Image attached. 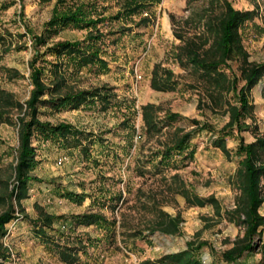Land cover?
Listing matches in <instances>:
<instances>
[{"label": "rangeland", "instance_id": "1", "mask_svg": "<svg viewBox=\"0 0 264 264\" xmlns=\"http://www.w3.org/2000/svg\"><path fill=\"white\" fill-rule=\"evenodd\" d=\"M2 1H7L8 7L2 11L0 31L8 28L12 35H16L15 44L26 47L0 53V87L11 91L17 100L25 102L33 88L29 66L34 54L32 34L42 31L52 15L56 0ZM229 2L235 9L252 12L239 32L250 59L264 61V0ZM109 3L107 15L119 9L116 2ZM222 10L224 0H162L152 11H148L149 15H141L150 16L148 24L141 23V16H138L135 21L123 25L131 29L125 31L117 44L108 47L105 57L109 61V69L95 72L85 68L68 79V83L77 89L110 87L112 105L107 108H102L100 104L83 105L77 109L60 110L49 104L41 107L40 117L43 120L70 122L77 128L93 132L91 140L95 142L91 145L89 141H84V144H90L87 153L82 145L69 146L62 141L35 136L33 144L37 149L38 164L33 174L38 180L30 183L28 195L22 200L24 213L34 219L41 210L68 217L102 210L110 220L116 219V224L109 236L102 226L70 228L68 225L62 226L63 219L58 220L67 238L65 241L75 245L78 250V259L66 263L52 245L35 234L31 221L18 212V205L13 200L20 217L7 224L8 232L3 242L10 254L3 264H140L148 258L156 259L163 254L186 249L188 242L197 237V232L200 239L208 240L218 251L231 247L237 236L243 235V228L221 218L215 205L208 202L199 204L203 202L199 198L214 196L220 203L222 213L234 207L237 193L235 175L241 159L236 154L240 142L236 131L226 139V145L231 149L228 155L212 144L215 135L203 130L192 139L191 144L195 148L193 156L176 155L168 165L159 169L149 162L145 163L152 150L160 148L163 142H172L176 136V126L189 130L193 125L187 119H182L165 126L155 135L147 134L142 112L144 105H159L157 114L160 117L168 111L179 112L189 119L209 122L216 130L228 121L227 114L207 104L214 84L207 87L197 70L190 65H182L175 57L177 46L182 44L177 34L192 38L204 33L207 20ZM121 24L114 21L111 26L117 29ZM86 32L68 27L50 44L58 40L83 39ZM19 34L26 35L19 37ZM41 50L44 51L45 47ZM63 58L47 53L38 59V64L48 62L44 76L46 82L51 83L50 61H61ZM156 64L173 70L176 82L174 90H156L152 87V70ZM233 70L239 73L237 62H233ZM225 74L219 76L217 84L228 80L232 72L228 69ZM62 89L66 90L67 87ZM251 97L255 105L253 121L259 132L264 134V79L254 87ZM18 113L16 109L12 112L15 120ZM125 118L128 121L124 123ZM248 121L253 122L251 119ZM130 125L136 128L134 135L129 132L127 126ZM242 135L246 142L255 139L253 131H245ZM132 140L133 144L130 143ZM18 144L17 127L0 122V194L7 192L2 180H14ZM145 164V173L141 175V166ZM139 165L140 168H137ZM67 191L84 192L86 197L82 203H78L65 197ZM105 195L108 201L103 205L102 197ZM111 195H116V199L111 201ZM120 195L121 198L118 197ZM94 197H97L96 202H93ZM7 208L8 204L0 202V214ZM261 211L264 213V205ZM165 212L182 216L180 233L156 231L151 234L150 241L130 236L134 230H143L148 234L150 226L164 217ZM79 239L82 243H79ZM262 240L261 249L246 254L234 263L215 257L210 248L205 247L202 252L203 264H210L213 260L217 264H264V232Z\"/></svg>", "mask_w": 264, "mask_h": 264}, {"label": "trees", "instance_id": "2", "mask_svg": "<svg viewBox=\"0 0 264 264\" xmlns=\"http://www.w3.org/2000/svg\"><path fill=\"white\" fill-rule=\"evenodd\" d=\"M109 1L116 2L119 9L115 13L107 15L111 5ZM161 1L56 0L52 15L45 22L42 31L32 34L34 54L29 61V66L33 88L29 98L25 102H21L11 91L0 87V122L14 124L17 127L19 142L16 149L17 163L14 166V180H2L6 184L7 192L0 194V202L8 204V208L0 214V264H3V260L10 254L3 242L8 232L7 224L20 217L13 200L18 205V212L23 213V217L31 221L35 234L43 238L47 244L52 245L66 263H73L78 259V250L75 245L65 241L67 238L62 227L58 225V220L63 219L65 224L63 223L62 226L68 225L70 228L80 225L102 226L111 236L116 219L110 220L102 210H92L70 217L41 210L39 216L34 219L24 213L25 208L22 205V200L28 195L30 183L38 180L33 174L38 164L37 149L33 144V138L40 136L44 140L62 141L69 146L82 145V149L88 153L89 145L95 142L91 140L94 136L93 132L77 128L70 122L53 123L43 120L40 117V109L47 104L56 110L77 109L83 105L96 106L100 104L102 108L112 105L113 94L110 87L77 89L68 83V79L85 68L95 72L109 69V61L105 57L108 54V47L117 44L125 31L131 29L123 25L135 21V18L143 13L152 11ZM6 2H0V17L2 11L8 7ZM148 15L141 16L140 22L148 24L151 21ZM251 15V11L235 9L229 0H224V10L207 20L204 33L192 38H185L182 34H177L182 41V44L177 46L175 54L177 61L197 70L207 87L214 84L213 90H208L210 92L207 104L215 106L216 110L229 116L222 128L216 130V127L209 122L189 119L174 111H168L165 116L160 117L157 114L160 106L156 104H146L142 107L147 134L155 135L161 132L165 126H170L182 119H187L193 125V128L189 130H186L184 126H176L174 130L176 136L172 142H163L160 148L152 150L151 154L146 157L145 163L149 162L157 169L168 165L176 155L193 156L195 148L192 147V139L197 132L203 130H209L212 135H215L212 144L221 148L228 155L231 149L227 147L226 139L235 131L237 132L240 142L236 154L241 159L235 175L237 193L234 207L225 209L222 213L220 203L214 196L205 199L199 198L203 201L199 204L212 203L221 218L243 228L244 233L237 236L231 247L218 251L211 242L200 239V234L197 232V237L188 242L186 249L163 254L156 259L148 258L141 261L140 264H203L202 252L205 247H209L215 257L219 256L225 262L234 263L246 254L257 252L263 245L264 213L261 208L264 205V134L259 132L257 124L253 121L255 105L251 94L254 87L264 79V61L250 59V54L242 43V36L239 32ZM114 21H120L122 24L116 29L111 26ZM68 27L86 30L85 37L76 40H58L50 44L54 37ZM25 35L19 34V37H25ZM15 37L16 35H12L8 28L0 31L1 54L8 53L12 49L19 50L26 47L15 44ZM42 47H45L44 51L41 50ZM47 53L58 58L64 57L61 61H50L51 83L44 79L48 62L38 64V59L46 56ZM233 62L238 63V74L234 73ZM228 69L232 72L228 80L217 84L219 76L226 75L225 71ZM173 75L172 69L156 64L152 70V87L156 90H174L176 82ZM64 86L67 87L66 90L62 89ZM15 109L19 110L16 120L12 114ZM250 119L253 122L250 123L248 121ZM126 121L128 118L124 119V123ZM127 127L132 135L136 133L134 126ZM245 131H253L255 139L246 142L242 135ZM84 141H89L90 144H84ZM130 143L133 144V140ZM141 167L140 173L143 175L146 164ZM137 168H140V165ZM64 195L78 203H82L86 197L84 192L67 191ZM102 198L103 205H105L108 198L106 195ZM96 199L97 197H94L93 202H96ZM109 199L113 201L116 199V195H111ZM164 215L150 226L148 234H145L143 230H134L130 236L150 241L151 234L156 231L164 234L180 233L182 216L180 214L172 216L167 212ZM79 243H82L81 239H79ZM210 264H217V261L213 260Z\"/></svg>", "mask_w": 264, "mask_h": 264}]
</instances>
